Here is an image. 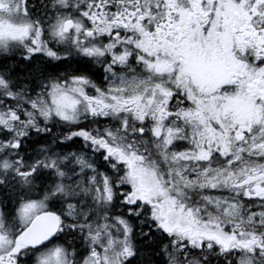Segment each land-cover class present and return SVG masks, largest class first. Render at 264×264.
Wrapping results in <instances>:
<instances>
[{"label":"snow or ice","instance_id":"snow-or-ice-1","mask_svg":"<svg viewBox=\"0 0 264 264\" xmlns=\"http://www.w3.org/2000/svg\"><path fill=\"white\" fill-rule=\"evenodd\" d=\"M0 264H264V0H0Z\"/></svg>","mask_w":264,"mask_h":264}]
</instances>
